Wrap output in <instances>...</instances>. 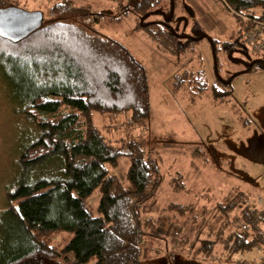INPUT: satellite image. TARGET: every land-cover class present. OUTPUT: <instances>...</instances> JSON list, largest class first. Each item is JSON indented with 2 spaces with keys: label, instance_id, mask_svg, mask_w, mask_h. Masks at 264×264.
<instances>
[{
  "label": "trees",
  "instance_id": "obj_1",
  "mask_svg": "<svg viewBox=\"0 0 264 264\" xmlns=\"http://www.w3.org/2000/svg\"><path fill=\"white\" fill-rule=\"evenodd\" d=\"M179 1L174 0L167 23L163 21L171 14V0H139L134 8L144 17V26L170 25ZM224 1L237 16L239 27L232 37L241 43L243 16L264 20V0ZM8 3L0 0V7ZM151 15L165 19L146 22ZM177 35L188 38L182 49L189 39L204 36ZM0 57L21 97L15 111L39 129L19 156L21 174L6 191L11 217H6L9 234L0 243V264H141L169 237L173 247L195 248L193 255L201 264H255L238 255L258 250V245L264 250V205L259 196L250 198L251 191L240 189L229 194L226 204L212 206L215 214L205 207L197 238L180 240L183 225L177 221L180 217L197 221V204H168L163 208L170 217L166 228L162 219L151 220L149 212L155 209L162 183L158 161L143 141L133 138L119 145L94 124L96 111L130 112L134 126H147L148 74L127 46L79 23L54 20L17 42L0 36ZM258 67L264 68V58L253 59L247 70ZM200 83L199 89L207 86ZM123 154L131 158L127 184L109 173V166H116ZM192 155L201 157L206 151L196 147ZM56 158L60 162L53 174L31 177L36 167ZM96 190L100 199L93 205L90 197ZM203 233L209 237L202 238ZM59 234L67 237L63 245L55 244ZM260 262L264 264V259Z\"/></svg>",
  "mask_w": 264,
  "mask_h": 264
},
{
  "label": "rangeland",
  "instance_id": "obj_2",
  "mask_svg": "<svg viewBox=\"0 0 264 264\" xmlns=\"http://www.w3.org/2000/svg\"><path fill=\"white\" fill-rule=\"evenodd\" d=\"M138 1L125 0L122 7L114 0H9L7 6L41 10L43 24L64 20L114 38L146 68L151 98L147 126H134L130 112L96 111L93 121L107 139L119 145L133 138L143 141L158 161L162 183L155 209L149 212L151 220L162 219L166 228L170 217L163 208L168 204H197V221L187 217L177 221L183 225L178 239L190 242L197 238L205 207L215 214L212 208L226 204L229 194L234 196L240 189L251 191L250 198L264 196V68L247 70L253 59L264 58V52L256 53L232 37L238 20L224 0H180L170 25L166 18L165 24L146 26L134 8ZM156 19L165 17L151 15L146 22ZM177 33L204 36L189 39L182 49L188 38ZM232 42L236 43L231 46ZM8 78L0 57V190L16 182L22 172L19 156L39 134L30 119L15 111L21 97ZM204 81L207 86L199 89ZM200 146L206 155L193 156V148ZM58 162L57 158L44 162L31 177L53 174ZM130 163V156L123 154L116 166H109V173L127 184ZM99 199L96 190L90 202L95 205ZM8 231L6 216L0 213V243ZM64 236L57 235L55 244L63 245ZM201 237L209 236L203 233ZM171 240L156 245L153 255L142 258L141 264H201L193 255L195 248L173 247ZM262 257L264 250L238 255L255 264H262Z\"/></svg>",
  "mask_w": 264,
  "mask_h": 264
},
{
  "label": "water",
  "instance_id": "obj_3",
  "mask_svg": "<svg viewBox=\"0 0 264 264\" xmlns=\"http://www.w3.org/2000/svg\"><path fill=\"white\" fill-rule=\"evenodd\" d=\"M171 4V14L167 19L173 14L174 0H171ZM43 20L41 10H26L14 5L0 7V36L17 42L41 27Z\"/></svg>",
  "mask_w": 264,
  "mask_h": 264
},
{
  "label": "built area",
  "instance_id": "obj_4",
  "mask_svg": "<svg viewBox=\"0 0 264 264\" xmlns=\"http://www.w3.org/2000/svg\"><path fill=\"white\" fill-rule=\"evenodd\" d=\"M245 22L241 25L240 40L243 46L256 52H264V20L253 19L249 16H243ZM259 203L264 205V196H259ZM244 230H249L247 223H239ZM258 250H263L257 246Z\"/></svg>",
  "mask_w": 264,
  "mask_h": 264
},
{
  "label": "crops",
  "instance_id": "obj_5",
  "mask_svg": "<svg viewBox=\"0 0 264 264\" xmlns=\"http://www.w3.org/2000/svg\"><path fill=\"white\" fill-rule=\"evenodd\" d=\"M6 191H7L6 186H2L0 190V213H4V215L9 218V216L11 217V214L8 212L9 203H8ZM208 264H221V263L213 262Z\"/></svg>",
  "mask_w": 264,
  "mask_h": 264
}]
</instances>
